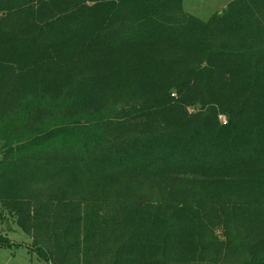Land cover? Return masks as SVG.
Instances as JSON below:
<instances>
[{"label":"trees","instance_id":"16d2710c","mask_svg":"<svg viewBox=\"0 0 264 264\" xmlns=\"http://www.w3.org/2000/svg\"><path fill=\"white\" fill-rule=\"evenodd\" d=\"M10 218L49 264H264V0H0Z\"/></svg>","mask_w":264,"mask_h":264},{"label":"rangeland","instance_id":"374dc122","mask_svg":"<svg viewBox=\"0 0 264 264\" xmlns=\"http://www.w3.org/2000/svg\"><path fill=\"white\" fill-rule=\"evenodd\" d=\"M235 0H183L184 10L202 20H208L215 14L221 15ZM183 177L192 179L184 172ZM0 222V233L8 236L12 246H0V264H49L29 248L31 239L20 229L14 219Z\"/></svg>","mask_w":264,"mask_h":264},{"label":"water","instance_id":"95a60500","mask_svg":"<svg viewBox=\"0 0 264 264\" xmlns=\"http://www.w3.org/2000/svg\"><path fill=\"white\" fill-rule=\"evenodd\" d=\"M52 264V263H51Z\"/></svg>","mask_w":264,"mask_h":264}]
</instances>
